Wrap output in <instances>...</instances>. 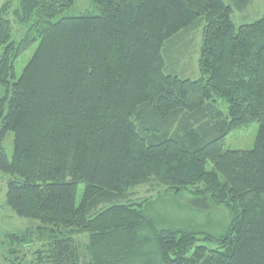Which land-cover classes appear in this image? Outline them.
Segmentation results:
<instances>
[{
    "label": "trees",
    "instance_id": "16d2710c",
    "mask_svg": "<svg viewBox=\"0 0 264 264\" xmlns=\"http://www.w3.org/2000/svg\"><path fill=\"white\" fill-rule=\"evenodd\" d=\"M73 1L0 7L5 199L18 217L40 222L46 249L26 262L33 245L9 235L5 262L264 264V15L235 28L224 0H91L99 15L57 18ZM12 23L25 28L19 41ZM197 26L200 78L181 79L167 69L165 45ZM251 123L250 151L223 149L226 135ZM140 187L207 197L230 223L202 237L158 224L134 198Z\"/></svg>",
    "mask_w": 264,
    "mask_h": 264
},
{
    "label": "rangeland",
    "instance_id": "374dc122",
    "mask_svg": "<svg viewBox=\"0 0 264 264\" xmlns=\"http://www.w3.org/2000/svg\"><path fill=\"white\" fill-rule=\"evenodd\" d=\"M4 0H0V7ZM231 6L230 20L235 28L240 25L250 24L264 15V0H247L243 5L239 0H224ZM15 6V4H14ZM99 9L91 0H74L72 5L63 11L60 17L97 16ZM9 20L12 18L9 16ZM12 22V21H11ZM25 28L12 23L11 40L19 41ZM202 40V26L182 32L179 37L168 41L164 49V58L167 69L181 79L197 80L200 73L197 66L199 50ZM36 44H33L15 63V77H19L28 60L30 59ZM4 87L0 86V97L4 93ZM219 110L226 116L227 105L224 100L215 98ZM1 126V119H0ZM258 132V124L251 123L248 126H240L226 135L222 141L223 149L232 151H250ZM12 132L5 133L3 138V149L8 159L12 154ZM210 166L207 167L209 171ZM6 175L0 172V264H7L3 254L5 250L6 237L9 235H24L29 240V245L24 249L27 259L31 260L32 253L37 250H46L43 243H37V228L42 226L38 220L18 217L7 205ZM83 192V185L79 184L76 196L78 205ZM134 198L142 200L143 211L158 224L173 225L183 229L196 232L197 237L209 233L218 236L224 233L230 223V213L220 205L212 203L207 197H196L189 193L178 195L170 192H148L146 188L140 187L134 190ZM45 236V235H44ZM20 248L19 250H21ZM23 258L22 256H20Z\"/></svg>",
    "mask_w": 264,
    "mask_h": 264
}]
</instances>
